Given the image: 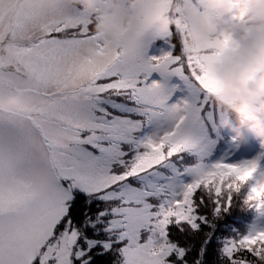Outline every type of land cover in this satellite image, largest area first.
Returning a JSON list of instances; mask_svg holds the SVG:
<instances>
[{"label":"snow or ice","instance_id":"snow-or-ice-1","mask_svg":"<svg viewBox=\"0 0 264 264\" xmlns=\"http://www.w3.org/2000/svg\"><path fill=\"white\" fill-rule=\"evenodd\" d=\"M110 3L0 0V102L22 100L0 113V264H190L194 245L173 236L213 228L237 202L253 220L222 241L220 264H264V144L251 159L216 148L215 71L233 34L189 52L193 26L177 20L141 27L122 52L93 31ZM150 4L168 13L173 0ZM199 4L249 32L243 0ZM212 239L203 233L192 264Z\"/></svg>","mask_w":264,"mask_h":264},{"label":"clouds","instance_id":"clouds-1","mask_svg":"<svg viewBox=\"0 0 264 264\" xmlns=\"http://www.w3.org/2000/svg\"><path fill=\"white\" fill-rule=\"evenodd\" d=\"M208 2L220 7L225 0ZM24 3L30 8H39L41 4L49 8L69 5L94 12L98 0H24ZM243 3L251 21L247 34L241 33V26L230 15L215 20L204 15L199 0H173L168 13L153 11L150 0H111L108 10L94 17L93 31L115 42L122 52L132 46L133 36L141 27L169 28L177 20L193 26L186 37L185 50L189 52L213 43L218 35L233 34L232 49L216 67L218 94L212 97V103L226 115L220 128L241 144L247 143L249 137L264 144V0H243ZM21 104L19 92L7 96L0 102V113L6 114Z\"/></svg>","mask_w":264,"mask_h":264},{"label":"trees","instance_id":"trees-1","mask_svg":"<svg viewBox=\"0 0 264 264\" xmlns=\"http://www.w3.org/2000/svg\"><path fill=\"white\" fill-rule=\"evenodd\" d=\"M222 145L223 142L219 141ZM206 213L211 219L210 209H206ZM253 220V213L243 209L239 202L234 203L233 207L226 213H222L221 216L213 221L214 227L209 228L207 225L203 226L205 232H211L213 239L209 241L211 248L206 251L205 259L202 264H220L218 250L220 243L216 241L215 236H233L237 232L243 233L246 231L248 225ZM174 239H178L182 246L194 245L193 251L189 253V258L194 261L196 258V249L199 247L200 241L195 234H185L183 236H173Z\"/></svg>","mask_w":264,"mask_h":264},{"label":"rangeland","instance_id":"rangeland-1","mask_svg":"<svg viewBox=\"0 0 264 264\" xmlns=\"http://www.w3.org/2000/svg\"><path fill=\"white\" fill-rule=\"evenodd\" d=\"M164 47L163 43L161 41H156L152 48L150 49V55H159L160 49ZM153 78H158V74H153ZM220 142H223L222 145L219 144ZM217 151L220 155H230V158L233 160L237 159H251L258 152L261 151V144L249 137L247 143L241 144L236 138L229 133L226 129L220 128L218 132L217 137V145H216ZM203 233H206L204 230V227L202 226L201 233L195 234L199 241L203 238ZM227 238L225 236H215L216 241H218L221 245L222 241ZM218 256H219V250H218ZM190 264H192L191 259L186 257ZM220 263V261H219Z\"/></svg>","mask_w":264,"mask_h":264}]
</instances>
